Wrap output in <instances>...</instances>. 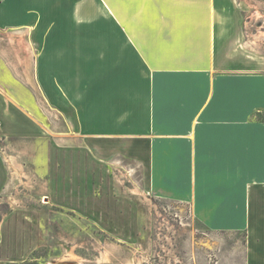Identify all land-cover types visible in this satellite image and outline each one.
<instances>
[{
	"label": "crops",
	"instance_id": "crops-1",
	"mask_svg": "<svg viewBox=\"0 0 264 264\" xmlns=\"http://www.w3.org/2000/svg\"><path fill=\"white\" fill-rule=\"evenodd\" d=\"M238 2L0 0L2 143L38 138L39 176L52 112L54 170L81 144L131 161L153 195L243 232V264H264V41ZM15 166L0 153V190Z\"/></svg>",
	"mask_w": 264,
	"mask_h": 264
},
{
	"label": "rangeland",
	"instance_id": "rangeland-1",
	"mask_svg": "<svg viewBox=\"0 0 264 264\" xmlns=\"http://www.w3.org/2000/svg\"><path fill=\"white\" fill-rule=\"evenodd\" d=\"M238 4L250 42L264 41V0ZM43 116L39 176L30 163L35 135L12 147L0 139L21 174L0 190L5 264H243V232L211 229L186 203L153 195L131 161L92 160L81 144L63 148L54 170V114Z\"/></svg>",
	"mask_w": 264,
	"mask_h": 264
},
{
	"label": "trees",
	"instance_id": "trees-1",
	"mask_svg": "<svg viewBox=\"0 0 264 264\" xmlns=\"http://www.w3.org/2000/svg\"><path fill=\"white\" fill-rule=\"evenodd\" d=\"M0 222H1V216H0Z\"/></svg>",
	"mask_w": 264,
	"mask_h": 264
}]
</instances>
